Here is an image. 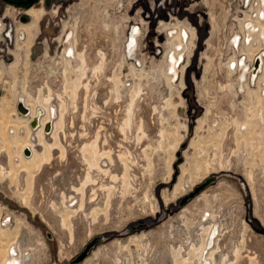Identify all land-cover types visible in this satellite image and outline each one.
I'll return each mask as SVG.
<instances>
[{"label": "rangeland", "instance_id": "1", "mask_svg": "<svg viewBox=\"0 0 264 264\" xmlns=\"http://www.w3.org/2000/svg\"><path fill=\"white\" fill-rule=\"evenodd\" d=\"M257 2L252 0L250 5L242 6L240 0H224V5H218L215 19L223 28L221 35V30L217 33L212 25L214 7L210 0H35L32 7H43L46 13L28 46L27 33L22 35L24 38L18 34L23 23L33 21L25 13L32 4L0 0V154L10 155L9 174L0 173V224L8 227L5 230V226H0L4 238L0 244L4 255L0 264L5 263L4 257H8V249L14 242H22L26 253L32 255L27 264H68L98 234L104 235L103 239L83 260L71 264H201V250L208 234L197 229L208 218H216L211 226L217 233L214 239H223L218 240L219 256L215 253L211 264H264V94L259 88L262 83H251V88L246 86L251 89L248 91L239 84L238 69L236 72L227 69L233 55L239 58L242 51H251L252 55L260 48L256 45L249 51L248 45L241 44L237 49L231 46L232 35H244L243 21L256 14ZM24 15L27 19L23 21ZM177 25L181 28L178 39L170 35ZM136 28V46L128 51L132 29ZM182 30L194 38L185 40ZM76 31L79 38L85 36L92 51L96 50L100 36L106 51L105 68L89 74L91 110L87 109L88 135L84 138L78 134L84 132L85 125L80 107L81 61L78 55L75 61L72 59L73 63L68 57ZM177 44H182L184 50L177 51ZM83 46L81 41L78 47ZM76 49L78 52L77 46ZM172 50L176 56L182 52L184 55L175 81L172 75L175 72L169 73L168 55ZM91 55L90 60L95 62L97 55ZM260 79L264 80L262 74ZM46 83L65 90V97L77 103L67 114L73 120L69 130L77 134L71 138L73 155L79 153L76 142L85 139L88 143L98 125L99 141L104 144L106 138L104 145L115 151L110 155L118 162V170L112 167L111 171L120 175L111 177L108 171L90 168L93 177L88 182L97 177L96 181L106 180L109 188L105 187L106 194L98 191L85 213L67 207L61 195L52 190L49 179L44 194L30 192L31 177L55 148L63 146L44 131L33 130L30 112L23 116L17 105L22 96L26 105L36 106V110L42 108L31 96L46 91ZM128 101H134L135 117L131 122L141 113L148 127L144 125L142 131L136 128L137 122L135 128L130 123L124 137L118 123ZM42 117L47 118L46 111ZM55 120L59 126L61 120ZM243 122L250 125H240ZM234 126L239 128L235 134L238 147L232 146L234 150L231 148L228 153L226 142L233 135L229 131ZM25 143L37 145L33 158V152L30 157L25 155ZM118 149L124 151L120 150L121 159L116 154ZM107 160L105 168H109ZM120 160L126 163L124 167H119ZM212 175L215 177L200 193L180 205L184 195ZM67 180L71 184L75 178L69 176ZM73 201L76 206L78 199ZM217 210L222 216H218ZM138 223L145 225L126 230ZM71 229L75 230L74 237L67 240ZM250 236L258 241L257 245L250 241ZM252 248L257 254L254 258L248 256L247 250Z\"/></svg>", "mask_w": 264, "mask_h": 264}, {"label": "bare ground", "instance_id": "2", "mask_svg": "<svg viewBox=\"0 0 264 264\" xmlns=\"http://www.w3.org/2000/svg\"><path fill=\"white\" fill-rule=\"evenodd\" d=\"M211 1V4L212 6L214 7L213 8V12H211V20H212V25L213 27L216 29L217 33L219 30H221V32L219 34L223 35V28L220 27L219 25V22L218 20H216V10H218V5H224V0H210ZM245 0H243L244 2ZM252 3V0L250 2H248L247 6L250 5ZM226 4V3H225ZM217 5V6H216ZM99 6V5H98ZM228 8V7H227ZM227 9H225L226 11ZM216 11V12H215ZM256 11V14L255 15H251L250 18H247L243 21V30H244V35H232V39L233 40V43H237L238 41V37H242V46H246L248 45L249 49H252L251 47H253V49H255L256 45L259 46L260 48L256 51V54H260V60H261V64H260V72L257 73V76L254 75V73L250 72L249 71V68H248V63L245 59V57L247 55H251V51L248 52V51H242V53H244V56L242 57H237L236 55H233L232 57V62L231 64L228 65V70L231 72V70H234L236 72V69H238V74H239V77H238V80H239V84L242 86L243 89H246L248 91H250L251 89H249L248 87L246 88V86H249L250 88L252 87L251 86V83H256L257 82H261L262 84H259V88H260V91L261 89L263 90V94H264V80L262 81L260 79V76L262 74V77L264 78V52L262 53V51H264V0H258L257 2V8L254 10ZM227 12V11H226ZM27 19V17H26ZM24 19V20H26ZM23 20V21H24ZM102 21V20H101ZM105 22V21H104ZM113 23V22H112ZM103 24V23H102ZM106 25V23H104ZM110 25V24H109ZM109 25L107 24V26L109 27ZM112 25V24H111ZM222 25V24H221ZM103 26V25H102ZM114 26V25H113ZM111 28V26H110ZM114 28V27H113ZM115 30V29H114ZM117 30V28H116ZM119 30V29H118ZM117 30V31H118ZM192 33L194 34V30L192 29L191 30ZM99 32V31H98ZM116 32V31H115ZM114 32V33H115ZM119 32V31H118ZM117 33V32H116ZM115 33V34H116ZM138 33V29H132V33H131V36L129 38V42H128V51H131L133 48H134V45L135 43L137 42V35ZM260 33V35H259ZM77 34V32H76ZM118 34V33H117ZM116 34V35H117ZM191 34V33H190ZM218 34V35H219ZM83 35V34H82ZM110 35V33H109ZM182 36L185 40H187L189 38V35L185 32V30H182ZM20 37H22V35H20ZM33 35H30L29 36V39H28V46L30 45V41H32ZM66 37V40L68 39V35L65 36ZM180 36H176V39H178ZM192 36H190L189 39H191ZM222 37V36H221ZM24 38V37H22ZM87 38V37H86ZM99 38V39H98ZM101 37H97V41H96V47H95V51H92L93 49L92 48H89L88 44L86 43V39H85V36L81 39L78 37V35H75V46H77V48L79 49V45H80V42L82 41L83 43V47H81V49H79V51L77 52V55H78V59L81 61V65H80V68L78 69L81 73V86H82V97H83V102H82V106H80L82 108V111H83V114H82V117H83V120L82 122L85 124H82L81 122V126L84 125V129H82V131L84 132H81V133H78L80 134L79 136L82 138L83 136H87L85 134V130H86V122H87V115L86 113L87 112V109H89L90 106H88V97L90 95V76L89 74L92 72H101L102 68L104 67V64H105V57H106V51L103 49V44L105 41H103L102 39H100ZM194 38V37H192ZM263 41H262V40ZM96 40V39H95ZM174 40V39H173ZM180 40V39H179ZM221 40V38H220ZM223 40V39H222ZM178 41V40H177ZM191 41V40H189ZM107 43V42H106ZM113 43V42H112ZM232 43V47L235 49V48H239V44L237 47H234ZM219 44V43H218ZM178 45H181L182 44H177L176 45V49H177V46ZM94 46V45H92ZM136 46V45H135ZM178 46V49H182L183 46ZM185 46V45H184ZM175 48V47H174ZM92 49V50H91ZM257 49V48H256ZM184 50V48L182 49ZM178 51V50H177ZM173 52L176 54L175 51H171V53H169L168 55V59L171 61V65H170V68H169V73L173 75V81H175L177 78H178V73H179V67H180V62H181V59L182 57L184 56L183 55V52L178 55L177 57H174L173 55ZM94 54L97 55V58L96 60H94L95 62H92L91 57L92 55L91 54ZM248 53V54H247ZM72 54V50L68 52V55H71ZM254 54V55H256ZM91 55V56H90ZM246 55V56H245ZM69 57V56H68ZM213 60V59H212ZM91 61V65L89 67V62ZM215 61V60H214ZM107 63V62H106ZM106 65V64H105ZM105 68V67H104ZM101 70V71H99ZM90 71V72H89ZM229 72V73H230ZM99 74V73H98ZM93 75V74H91ZM95 75V74H94ZM103 75V74H102ZM114 75V74H113ZM96 76V75H95ZM99 76V75H98ZM110 77V76H109ZM112 77V76H111ZM114 77V76H113ZM113 77L111 79H113ZM248 77V78H247ZM64 78V77H63ZM62 78V79H63ZM66 78V77H65ZM92 78V77H91ZM58 79V78H57ZM110 79V78H109ZM250 80V82H248V80ZM107 80V79H106ZM114 80V79H113ZM66 81V80H64ZM69 82V81H68ZM98 82V81H97ZM54 83V82H53ZM65 83V82H64ZM96 83V82H95ZM250 85H249V84ZM226 84V83H225ZM47 85V83H46ZM45 85V87H46ZM64 85V84H63ZM116 86V81L114 82V84ZM225 86V85H224ZM44 87V88H45ZM64 87V86H63ZM222 87V86H221ZM231 87V86H230ZM66 88V87H65ZM116 88V87H115ZM117 89V88H116ZM116 89L115 92H116ZM95 90V89H94ZM65 90H61L59 88H52L51 85H47V89L46 91H44L43 93H41V91L39 92L40 94H37V95H32V99L35 100V102H37L38 106L39 107H42V108H38L36 110V106L32 107L30 106V104L27 103L26 105V100L24 97H20V102H22L26 108H23L24 110L23 111H19L23 116H25L24 114H27L29 113L30 118H29V121L32 120L34 117H37V122H36V126H31L33 130H37V131H44L47 135H50L52 137L55 138V140L57 142H60L62 143L63 146H58L57 148H55L54 150H59V151H52L51 153V156L46 158V161L43 162L40 166H39V169H38V173L34 176H32L31 178V182L29 184V188H32L31 189V193L34 195V194H37V193H40L43 192L44 194V189H48V182L46 179H49L51 185H52V190H55L54 192H56L57 194L61 195V198L63 200V203L69 207L71 210L73 209L74 211L76 210L77 212L79 210H82L85 212H87V210L90 209L92 203L90 200H92L96 194L98 193V191H102L101 193H105L106 194V191L108 190H105V187L109 188L106 183V180L104 182L101 181H98L100 179H97V177L95 178V181H92V182H88V181H91V177L92 174H91V170H92V167L93 168H96L98 172H107L109 174H111L110 176L112 177V175H120L119 173H116V171L118 170V162L117 161H113L114 159L112 158V156L110 155V152H115L114 150H112V147L109 145L108 148L107 146H105V141H108L106 140V138H103L104 140V144H101L102 142L99 141L100 139V132L101 130L99 129V125H98V128L96 129V131L93 132L92 134V137L90 138L91 140L89 141L88 140V143L85 142L84 140H78L76 143H79V145L77 144V152H79L78 154L77 153H74L73 155V152H72V149H71V143H72V139H74V132H72L71 130H69V125L73 123V120H71L72 118L69 117V115L67 116V114H70L72 112V108L77 106V103L76 101L73 102V101H70L69 98H66L67 96L65 95V93H63ZM94 93H96V91H94ZM28 95H30L29 93H27ZM93 94V92H92ZM115 94V93H114ZM140 94V92H139ZM79 94H77L78 96ZM96 95V94H95ZM66 96V97H65ZM94 96V94H93ZM146 96V95H145ZM92 97V96H91ZM80 98V97H79ZM95 98V97H94ZM92 98V99H94ZM110 99V98H108ZM114 99V98H113ZM264 99V98H262ZM25 102H23V101ZM141 100V98H140ZM97 101V100H96ZM104 101V100H103ZM118 101V100H117ZM105 102V101H104ZM96 103V102H95ZM108 103V102H107ZM116 104V103H115ZM137 104V103H136ZM96 104L93 103V109L95 110V106ZM133 105H134V101H128L126 106H125V113H124V116L122 117V119L119 121L118 123V127H119V130L123 133L122 136H124L126 130L129 129V124L132 123V118H133ZM258 105H262V103H259ZM257 105V106H258ZM30 106V107H29ZM88 106V107H87ZM108 106V105H107ZM98 107V106H97ZM101 107V106H100ZM137 107V106H136ZM135 107V110H137ZM154 107V105H153ZM152 107V108H153ZM45 110H44V109ZM77 108V107H76ZM104 108V107H103ZM151 108V109H152ZM92 109V111H94ZM77 110V109H76ZM90 110H91V107H90ZM118 110V109H117ZM28 111V112H27ZM35 111L36 114H35ZM45 111L47 113V118H43L42 116L45 115ZM64 111V113H63ZM91 111V113H92ZM122 111V110H121ZM145 111V110H144ZM148 111V110H147ZM90 112V111H89ZM94 112H97L96 110ZM143 112V111H142ZM51 113V114H50ZM117 113V112H116ZM137 114V112H135ZM66 114V118L64 119V116ZM95 114V113H94ZM93 114V115H94ZM115 114V113H114ZM143 114L145 116L148 115V113L145 111L143 112ZM92 115V114H91ZM71 116V115H70ZM75 116H79L78 114H76ZM90 115H88L89 117ZM96 116V115H95ZM139 117H137L138 119L134 120L136 125V128H139L141 129L142 131H144V125L147 126V124H144V119L145 118H142V114L140 113V115H138ZM142 116V117H141ZM73 117V116H72ZM81 117V115H80ZM135 117V116H134ZM56 118H58L60 121V125L57 126L56 124ZM75 118V117H74ZM73 118V119H74ZM97 118V117H96ZM114 118V117H113ZM82 119V118H81ZM115 119H118V118H115ZM114 119V120H115ZM135 119V118H134ZM236 118L233 117V120H235ZM80 120V119H79ZM100 120V119H99ZM151 120V119H150ZM76 121V120H75ZM100 122V121H99ZM110 122V121H109ZM133 124L132 127H134L135 125ZM45 124H50V127H48L47 129H45ZM78 124V123H77ZM100 124V123H99ZM131 124V125H132ZM242 124H245V125H248L249 123L247 122H243L241 123L240 125ZM31 125V124H30ZM73 125V124H72ZM250 125V124H249ZM81 126H80V129H81ZM145 126V127H146ZM59 127V128H58ZM74 127V126H73ZM79 127V126H77ZM83 127V126H82ZM128 129H127V128ZM131 127V126H130ZM148 127V126H147ZM88 128V127H87ZM135 128V127H134ZM79 129V128H78ZM77 129V130H78ZM138 131H141L139 130ZM147 129V128H145ZM234 130H231L229 131V134H233L232 136H228V140L226 142L227 144V149H228V153H230L232 151L231 148H233L232 146L237 145L236 141H237V137H235V134H237L239 132V128H232ZM59 130V131H58ZM75 130V129H74ZM76 130V131H77ZM130 130V129H129ZM248 130V129H247ZM249 130H250V127H249ZM248 130V131H249ZM110 131V130H109ZM120 132V133H121ZM129 132V131H128ZM244 132V131H243ZM243 132L240 131L241 134H243ZM104 133V132H103ZM121 133V134H122ZM246 133V132H244ZM83 134V135H82ZM128 134V133H127ZM144 134V133H143ZM228 134V135H229ZM77 135V134H75ZM112 135V134H111ZM104 136V135H103ZM83 137V138H84ZM90 137V136H89ZM106 137V136H105ZM124 137H127V136H124ZM123 137V138H124ZM111 139V138H110ZM76 140V139H75ZM123 140V139H122ZM74 141V140H73ZM125 141V140H124ZM81 142V143H80ZM100 142V143H99ZM119 142V141H118ZM128 142V141H127ZM84 143V144H83ZM71 144V145H70ZM40 145V144H39ZM59 145V143H58ZM121 145V144H119ZM35 146H37L36 144H30V143H25L23 145V148L24 147H28V153H25V155L27 157H30L32 155V152H33V156L31 158L34 157L35 155ZM117 146V145H116ZM31 147V149H30ZM73 147V146H72ZM74 147V149H75ZM120 147V146H119ZM124 147V146H123ZM235 147V146H234ZM127 149V148H126ZM236 149V148H235ZM76 150V149H75ZM121 149H118V151L116 152V154L118 153V156L120 157L119 159H121L123 157L122 155V152L123 150ZM231 150V151H230ZM234 150V148H233ZM120 151V152H119ZM124 152V151H123ZM129 152V151H128ZM127 153V152H126ZM113 154V153H112ZM124 154V153H123ZM228 155V154H227ZM80 158V159H77ZM105 157H107V159H104ZM127 158V156H125ZM124 157V158H125ZM31 158H28V159H31ZM71 158H73V161H71ZM118 158V157H117ZM123 158V159H124ZM126 158L124 159L126 161ZM118 159V160H119ZM228 159V158H227ZM10 161V155L9 154H4V153H1L0 154V173L4 171V173L6 174H9V161ZM105 160H107V165H109V168H105L103 166ZM136 160V159H135ZM134 160V161H135ZM131 161V160H130ZM103 162V163H102ZM127 162V161H126ZM133 162V161H132ZM131 162V163H132ZM137 162V161H135ZM120 163H121V160H120ZM129 163V161H128ZM126 163L122 160V163H121V166L119 167H124ZM135 164V163H133ZM137 164V163H136ZM82 165V166H81ZM106 165V166H107ZM228 166L230 167H233L234 166L232 164H228ZM112 167H114V169H116V171H111ZM116 167V168H115ZM91 168V170H90ZM120 169V168H119ZM121 170V169H120ZM96 171V170H95ZM66 172H68V174H66ZM94 173V171H92ZM121 173V171H119ZM107 173V174H108ZM102 174V173H100ZM100 174H97V175H100ZM106 174V175H107ZM96 175V174H95ZM72 177V178H75V180L73 182H71V184L68 183V180L66 182V177ZM102 176V175H101ZM108 176V175H107ZM249 177L251 176L248 175ZM95 177V176H94ZM99 178H101L100 176H98ZM104 177V176H103ZM90 179V180H89ZM110 179V178H109ZM94 180V179H93ZM57 184L59 183L58 186H55L54 184ZM68 184V186H67ZM7 186V185H6ZM206 186V185H205ZM204 186V187H205ZM11 187V186H10ZM9 187V191L12 190V188ZM203 187V188H204ZM203 188H201L203 190ZM200 189V190H201ZM105 190V191H104ZM198 191L196 192L193 196H191L189 199H187L186 201L190 200L192 197H194L196 194L200 193L201 191ZM55 194V193H54ZM100 194V193H99ZM203 194V193H202ZM38 195V194H37ZM102 195V194H101ZM42 196V195H41ZM259 196V195H257ZM34 197V196H33ZM56 197V196H55ZM57 197H59L57 195ZM199 198V197H198ZM40 199V198H39ZM73 199H78V204L76 206H74L77 202L76 201H73L71 202ZM96 199V198H95ZM98 200V199H97ZM96 200V201H97ZM39 201V200H38ZM185 201V202H186ZM263 201V200H262ZM40 202V201H39ZM42 202V200H41ZM44 202V201H43ZM71 202V203H70ZM93 202V201H92ZM184 202V203H185ZM69 203L71 206H74V207H71L69 206ZM40 204V203H39ZM38 204V205H39ZM95 204V203H94ZM261 204V203H259ZM264 204V203H263ZM182 205V204H180ZM97 206V205H96ZM262 206V205H261ZM260 207V206H259ZM219 209V208H218ZM263 209V208H262ZM73 211V212H74ZM80 211V212H82ZM91 211V210H90ZM219 210H217V213L219 214L218 216H220L221 214L218 212ZM221 212V211H220ZM224 212V211H223ZM227 212V211H226ZM74 214V213H73ZM264 215V214H263ZM71 219L73 220L74 216L71 214ZM222 216V215H221ZM78 217V216H77ZM86 217V216H85ZM67 219V218H66ZM81 219V218H80ZM85 219V218H84ZM9 220H10V216H9ZM208 221H206V224H202L200 227H198L197 230H201L202 232H206L205 234L207 235V239L204 240V245L202 247V250H201V259H202V262L201 264H211L212 263V260L215 259V253L217 254V256H219V253L218 251L216 252V249L217 247H220V245H218V240L219 242L222 240L219 238L218 240H215L214 237L217 233H215L216 231L213 229L211 230V226L214 224V222L216 221V218H208L207 219ZM65 222L67 220H64ZM73 222V221H72ZM80 222V221H78ZM60 224L62 225L63 224V220L60 219ZM145 224V223H144ZM225 225V224H224ZM205 226H208V228L205 229ZM223 226V225H222ZM144 227V226H143ZM142 227V228H143ZM225 227V226H224ZM80 228V227H79ZM73 229V228H72ZM71 231L68 232V238L67 240H72L73 239V234H74V231ZM140 229V228H139ZM3 230V229H2ZM69 230V229H68ZM223 230V228H222ZM4 231V230H3ZM200 231V232H201ZM201 232V233H202ZM223 232V231H222ZM78 233V232H76ZM7 234V233H6ZM220 234L222 235L221 231H220ZM64 235V234H63ZM89 235V234H88ZM203 235V233L201 234ZM104 237V235H102ZM223 236V235H222ZM221 236V238H222ZM6 237V236H5ZM220 237V236H219ZM250 241H252L253 243H256L255 245H257V240L255 241L254 238H252V236H250ZM4 240V238L0 235V244L2 243V241ZM66 240V241H67ZM101 241V240H100ZM224 242V241H223ZM98 243V242H97ZM252 243V244H253ZM21 244V243H20ZM96 244V243H95ZM94 244V245H95ZM214 244L216 246H214ZM69 245V244H67ZM93 245V246H94ZM222 245V244H221ZM92 246V247H93ZM193 246V245H192ZM225 246V245H224ZM64 247V246H63ZM91 247V248H92ZM214 247L213 249L209 250L210 248ZM91 248L89 249V251L91 250ZM221 248V247H220ZM67 249V247H66ZM253 249V248H252ZM25 250V249H24ZM88 251V252H89ZM226 251V250H225ZM249 253H248V256L249 257H252L254 258L256 254V252L251 249H248L247 250ZM26 252V251H25ZM22 253V252H21ZM227 253V251H226ZM225 253V254H226ZM88 254V253H87ZM86 254V256H87ZM228 254V253H227ZM257 255V254H256ZM4 255H2V251L0 250V257H3ZM10 256L12 257L11 253H10ZM85 256V257H86ZM9 257V255H8ZM7 256L4 257V258H8ZM84 257V258H85ZM226 257V256H225ZM3 258V259H4ZM83 258V259H84ZM219 258V257H218ZM82 259V260H83ZM1 260V259H0ZM6 260V259H4ZM2 260V261H4ZM11 260V261H10ZM9 261H7L5 264H21L20 260L19 259H10ZM226 262L225 259H223V262ZM216 262V261H215ZM219 264V262H216ZM52 264H58L57 262H53ZM69 264V263H68ZM214 264V263H213Z\"/></svg>", "mask_w": 264, "mask_h": 264}, {"label": "flooded vegetation", "instance_id": "3", "mask_svg": "<svg viewBox=\"0 0 264 264\" xmlns=\"http://www.w3.org/2000/svg\"><path fill=\"white\" fill-rule=\"evenodd\" d=\"M7 1L12 2V3H17V0H7ZM32 6H34L33 3H32V5L27 6V7H31V8L29 10H27L25 13L27 15L33 17V21L32 22L29 21L27 23H23L24 25L20 28L22 31L18 34V35H26V33H27V39H26L27 42H28V35H34L35 31L39 27V22L42 19V16L44 15V13H46V9L45 8H43V7L36 8V7H32ZM27 7H25V8H27ZM172 29H173V32H171L170 35H176V36H178L179 33H180V31H181L180 25L173 26ZM184 29H185V27H184ZM1 30H2V19L0 17V31ZM75 35H78V33L77 34L75 33ZM75 35L73 36V39H72L73 45H72V48H71L72 52L73 53L75 52V54H73L72 56L71 55L69 56V58H70L69 60H71L72 63L77 59V49H76L75 41H74L75 40ZM24 41L25 40H23V42ZM178 46H181V45H178ZM178 46H177V50L180 51L178 49ZM181 51H182V49H181ZM170 53H171V51H170ZM180 54L181 53H179L178 55H180ZM173 55H174V57H177L178 56V55L176 56L174 52H173ZM72 59H74V61ZM170 65H171V63H170ZM4 219L6 220V218H4ZM8 219H9V217H8ZM10 221H11V216H10L9 222ZM1 222H2V220H1ZM7 224H8V222H7ZM0 226L1 227L5 226L4 227L5 230L8 229L7 225H5L3 223H1ZM20 243L19 244L15 243V242L12 243V246H10L9 249H8L9 257L6 259L5 263L7 261H9L10 259H15L16 258V259H19L20 260L21 264H27V260L30 259V258H32V255H28V253H26L25 250L23 249L22 242H20ZM10 253H11L12 257L10 256Z\"/></svg>", "mask_w": 264, "mask_h": 264}, {"label": "water", "instance_id": "4", "mask_svg": "<svg viewBox=\"0 0 264 264\" xmlns=\"http://www.w3.org/2000/svg\"><path fill=\"white\" fill-rule=\"evenodd\" d=\"M35 0H17V3L18 4H25V5H30V4H32L33 2H34ZM22 19L24 20V19H26V16L24 15V16H22ZM256 63H257V61H256ZM18 108H19V110H21V111H23L24 109L23 108H26V106L22 103V102H18ZM36 122H37V117H34L32 120H31V122H30V124H31V126H36ZM48 127H50V124H45V129H47ZM28 147H26V148H24V152L25 153H28ZM215 176L214 175H212V176H209V177H207V178H205V180L202 182V183H200V184H198V185H196L194 188H193V190H191L188 194H186V195H184L181 199H180V201H179V203L180 204H183L187 199H189L191 196H193L196 192H198L201 188H203L205 185H207L210 181H212L213 180V178H214ZM145 224L144 223H138V224H136V225H132L130 228H127L126 230L127 231H129V230H133V229H135V228H142L143 226H144ZM103 239V236L101 235V234H98V235H95V236H93L92 238H90V240L85 244V246L82 248V250L77 254V255H75L70 261H69V264H71V263H76V262H79V261H81L85 256H86V254L88 253V251H89V249L95 244V243H97V242H99L100 240H102ZM52 264V263H51Z\"/></svg>", "mask_w": 264, "mask_h": 264}, {"label": "built area", "instance_id": "5", "mask_svg": "<svg viewBox=\"0 0 264 264\" xmlns=\"http://www.w3.org/2000/svg\"><path fill=\"white\" fill-rule=\"evenodd\" d=\"M240 1H241L242 6H247V4L249 2V0H245L244 2H242V0H240ZM250 2H251V0H250ZM238 38L239 39H238L237 43H235V44L233 43L234 47H237L238 44L239 45L242 44V37H238ZM255 52H256V49H255V51H254V53L252 55H247V56L245 55L246 56L245 59H246V61L248 63L249 71L254 73L255 76H257V73L260 72V64H261L260 57L261 56H260V54H258V53L256 54ZM263 52L264 51H262V53ZM254 54H256V55H254ZM242 56H244V53H242L239 57H242ZM256 61H257V63H256Z\"/></svg>", "mask_w": 264, "mask_h": 264}]
</instances>
